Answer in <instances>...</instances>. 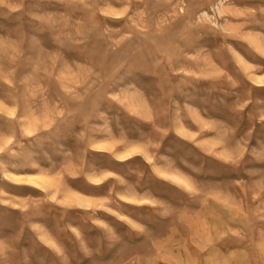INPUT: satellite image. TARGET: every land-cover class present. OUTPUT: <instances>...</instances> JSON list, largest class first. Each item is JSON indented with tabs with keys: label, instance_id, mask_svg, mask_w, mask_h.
<instances>
[{
	"label": "rangeland",
	"instance_id": "rangeland-1",
	"mask_svg": "<svg viewBox=\"0 0 264 264\" xmlns=\"http://www.w3.org/2000/svg\"><path fill=\"white\" fill-rule=\"evenodd\" d=\"M232 248L264 264V0H0V264Z\"/></svg>",
	"mask_w": 264,
	"mask_h": 264
},
{
	"label": "crops",
	"instance_id": "crops-1",
	"mask_svg": "<svg viewBox=\"0 0 264 264\" xmlns=\"http://www.w3.org/2000/svg\"><path fill=\"white\" fill-rule=\"evenodd\" d=\"M229 252L231 253V254H229V257H228V261H230L232 264H233V262H234V264H241V263H238V259L237 258H231V256L233 257V256H235V257H237L238 255H242V264H250V263H248V260H246V257H245V251L244 250H241V249H239V248H232V250H229ZM173 255H169V254H167V259H168V261L169 260H173V263L174 264H201V262L199 261V263H198V260H199V258L201 257V255H204V253H203V251H200V252H197L196 254H197V256H196V258H195V260H196V263L195 262H193L194 261V258H193V263H189V262H187V260L183 257V254L181 253V252H179L178 250H174L173 251V253H172ZM225 262H220L219 264H224ZM214 264V263H213Z\"/></svg>",
	"mask_w": 264,
	"mask_h": 264
},
{
	"label": "bare ground",
	"instance_id": "bare-ground-1",
	"mask_svg": "<svg viewBox=\"0 0 264 264\" xmlns=\"http://www.w3.org/2000/svg\"><path fill=\"white\" fill-rule=\"evenodd\" d=\"M260 53H261V51H260ZM50 186V185H49ZM47 187V186H46Z\"/></svg>",
	"mask_w": 264,
	"mask_h": 264
}]
</instances>
